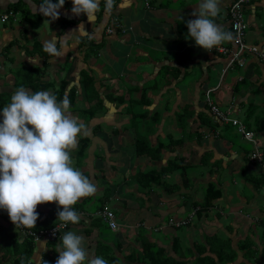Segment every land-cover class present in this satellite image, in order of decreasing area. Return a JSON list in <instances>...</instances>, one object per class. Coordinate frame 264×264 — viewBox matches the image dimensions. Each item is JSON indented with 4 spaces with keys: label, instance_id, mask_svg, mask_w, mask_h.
<instances>
[{
    "label": "crops",
    "instance_id": "crops-1",
    "mask_svg": "<svg viewBox=\"0 0 264 264\" xmlns=\"http://www.w3.org/2000/svg\"><path fill=\"white\" fill-rule=\"evenodd\" d=\"M234 1L221 0V13L215 18L218 23L224 25L225 30L232 31L229 9ZM66 2L68 3L59 10L60 16L52 20L38 12L40 0H0V93H13L22 83L19 74L23 73L21 72L23 70L35 69L34 78L30 79V83L26 86L30 90L39 88L54 93L64 81H67L66 94L73 87L79 86L87 74L94 73L97 76V89L108 107L107 112H102L94 118L85 115H82L81 118L79 115L77 116L89 129L87 135L78 136L77 145L70 149V152L75 160L78 157L77 149L80 137L89 136L92 138L85 155L82 158L78 157L76 162L83 166L85 169L83 172H90L97 190L92 194L93 196L89 197L85 209L83 208L78 212L81 221L72 222L66 231L71 230L85 237L86 249L92 250H88L89 258L96 256L97 241L102 239L108 245L113 246L114 251L121 258V263H124L126 262V255L132 252L134 245H141L142 234L149 241L154 242L156 246L165 247L169 255L173 253L172 255L179 257L173 248L175 238L179 237L180 240H186V226L191 224L181 226L184 229L180 227L179 230L183 229L180 234H176L178 229L175 226V228L172 226L165 228V224H168L170 218L188 217L194 207L193 203L203 200L208 184L213 182L222 190V195L215 200L211 208L201 215L196 212L195 220L193 219L194 223L192 222L191 235H197L195 230L198 226L197 232L202 235V243L198 242L199 245L195 243L192 246L189 241L186 242L189 248L187 250L181 248V250L191 253L188 256L191 263L200 256L199 252L203 248L205 249L203 255L212 256L216 259L217 264H225L224 259L228 258L229 260L233 253H236L237 257L227 264H264V186L261 188L255 186L244 174L246 172L249 175L259 177L263 175V167L258 163H252L248 158V154L252 150L245 149L242 145L232 141L227 135L228 133L225 132L230 128V124L219 121L206 102L207 90L213 89L212 97L216 103L224 110L226 106L228 108L232 105L235 106L234 110L237 115L242 116L244 110L246 112L247 107L250 106L264 108V97L262 103L251 97L263 93L261 90H264V62L255 56H251L246 67H243V73L233 79H227L229 70L232 68H227L229 57L220 49L225 46L233 47V41L225 42L209 51L197 46L195 41L188 37L186 21L195 18L192 13L197 0H118V4L122 6L115 8L111 13L104 11V2L101 0V8L93 23L88 20L87 16L82 19V14L77 16L71 12L72 0H66ZM14 8L18 11L13 17L14 19L11 18L6 23L2 22L1 15ZM245 13L249 22V43H259V45L264 46V0H250L246 5ZM66 22L69 25L63 27ZM81 23L89 32L92 31L93 39H82L75 47L67 49L62 57H53L43 50V42L46 38L53 34L60 35L71 32L73 29H78ZM121 25L128 30L122 31ZM109 27H113L115 31L109 33ZM127 65L130 68L129 71L126 70ZM195 72L200 77L196 80L191 79V82L187 81V75ZM118 74L125 75L119 77ZM125 77L127 79H124ZM244 77L249 80V84L246 88L236 92L235 85ZM161 83L165 84L166 90L176 91L178 97L176 105L181 104L182 98L185 100L188 98L190 101L186 100V106L196 107L197 112L192 110V107L189 108L194 114L187 118V129L180 124L179 118L175 120V126L181 132L179 139H177V145L185 143L186 138L188 139L186 140V142L188 141L186 151L196 146L202 152H199L198 161L186 160L185 163L186 172H189V169L199 168L197 178H190L191 176L189 177L187 173L186 176H182L184 172L176 167L175 162L170 163V160L163 162L165 152H175L179 148L173 146L175 142H172L170 134L165 135L164 139L161 136L158 137L156 141L158 145H155L150 138L159 129V113L154 124H149V121L157 111V107L162 104L161 100L166 97V94L155 93L161 88L159 87ZM143 91H146L144 96ZM127 93L131 95L129 102L135 98L133 97L134 93H141V96L135 98V102L132 104L135 107L140 105L138 110H150L148 118L142 120L141 132L149 135L154 147L163 143L162 159L149 158L150 161L162 162V166L160 168L155 166L146 170L137 165V173L141 169L143 171H150L155 168L161 170L163 166L171 165V174H169L170 172L165 174L166 180L168 181L176 172L180 174L181 183H186V190L183 187L184 184L180 186V183L174 189L169 185L164 186L167 190H171L168 193L169 199L165 202L151 199L155 189L159 188L156 184L152 190H141V185L140 189L135 190L132 186L134 181L130 180L125 184H123L124 182L118 183L120 182L118 178L121 175L117 173L120 171L117 164H122L121 162L109 161L107 166L111 171L107 169V172L102 174L95 169L94 156L97 153L92 151L95 150L93 134L96 135L95 130L99 124L101 126L99 129L97 128V132H99L98 137L103 138L101 140L103 149L107 143L114 141L109 135L112 129H115L116 133H121L120 135H127L126 128L128 127V129H133L134 143L132 149L137 151L135 142L137 132L131 124L126 123L131 121L133 115L123 112L124 108L129 105ZM146 95H148V100L142 102L141 98H145ZM108 96L114 102L109 101ZM137 100H141V102ZM166 100L169 98L166 97ZM125 101L128 103L126 104ZM7 103L1 102L2 106ZM117 103L121 104L118 109H116ZM155 104L156 108L154 107ZM163 104L165 103L163 102ZM169 104L167 102L165 105ZM142 105H145L144 108L141 107ZM75 107V104L71 105V109ZM262 113H264L263 109L256 114L257 116L252 115L253 127L250 130L255 132L258 142L264 149V118H261ZM94 121L96 122L94 123ZM109 123L114 126L109 125ZM194 123L197 125L195 126ZM197 126L199 128H196ZM207 133L211 136L205 143ZM213 133L216 135L212 136ZM111 145L113 147L118 146V148L122 147L120 144L115 146V142ZM122 153H124L123 150ZM175 159L178 160L177 157ZM103 163L106 161L103 160ZM205 163L209 170L203 169L202 166ZM215 173L216 177L213 176ZM112 174L113 176H111ZM131 177L134 178L132 175ZM136 181L138 180L136 179ZM138 183L140 182L138 181ZM130 190H135L137 197L135 194L129 195ZM243 191L248 192L249 195ZM179 195L181 196L178 197ZM86 198L87 196L82 197L78 202H85ZM102 198L104 201L101 200ZM132 201H135L136 205L130 207ZM169 201L170 203H167ZM255 202L257 203L255 204ZM103 204L105 208L109 207L115 212L117 221L121 225L118 232L114 231L115 238L103 233L97 226L90 227L92 223L90 220L98 216L97 213L101 211L100 206ZM137 206L140 209H134ZM37 207L46 214L53 213L58 218V205L55 201L40 203ZM59 207L62 208L63 206ZM222 219L229 220V223L225 224ZM83 221H85L84 224ZM258 224L261 225V228H258ZM157 226L161 228L160 231L157 230V233L150 230V228L153 229ZM88 229H91L92 233ZM209 229H212L213 233ZM23 233L20 229V240L25 236ZM183 233L185 235L182 237ZM172 238L171 245L164 243V241L168 242ZM42 240L38 241L40 243L37 242L39 245L36 243L32 255V261L35 264H41L45 254H52L60 247V239L55 248L49 244L48 240H46L47 242H42ZM193 242L195 241L193 240ZM242 244H245L244 247ZM117 245H122L121 252L115 249ZM216 249L221 251L224 258L223 262L219 260L217 255L219 252H216ZM170 251L172 253H169Z\"/></svg>",
    "mask_w": 264,
    "mask_h": 264
},
{
    "label": "clouds",
    "instance_id": "clouds-1",
    "mask_svg": "<svg viewBox=\"0 0 264 264\" xmlns=\"http://www.w3.org/2000/svg\"><path fill=\"white\" fill-rule=\"evenodd\" d=\"M220 2L197 0L192 13L195 18L186 21L188 37L209 51L235 39L234 33L215 19L221 13ZM65 3L40 0L38 12L55 20ZM121 6L118 0H104L105 12ZM100 8L101 0H72L71 12L85 14L93 23ZM84 38L93 39V33L81 23L78 29L46 38L43 50L62 57ZM70 108L67 95L58 99L50 90L32 91L23 85L0 107V209L7 211L16 227L36 225L40 215L37 205L53 201L60 221L77 223L81 217L73 205L97 190L92 179L73 163L70 149L88 129ZM56 251L59 255L54 264H109L101 255L89 258L85 237L71 230L60 237ZM42 264L50 262L42 257Z\"/></svg>",
    "mask_w": 264,
    "mask_h": 264
},
{
    "label": "trees",
    "instance_id": "trees-1",
    "mask_svg": "<svg viewBox=\"0 0 264 264\" xmlns=\"http://www.w3.org/2000/svg\"><path fill=\"white\" fill-rule=\"evenodd\" d=\"M104 2V0H102ZM19 2V1H18ZM66 2L65 4H67ZM16 7H18L16 5ZM15 13H17V9H13ZM2 16V15H1ZM85 14H82V19L85 18ZM13 17H10L11 19ZM9 19L7 21H9ZM14 19V18H13ZM81 20V19H80ZM2 21V20H1ZM7 21H2L6 23ZM69 25L67 22L63 24V27ZM232 29V28H231ZM233 32V31H232ZM246 41H248V31L246 35ZM251 44V43H249ZM255 45H259V43H254ZM262 62V61H261ZM1 63V62H0ZM234 67L243 68L239 64H235ZM23 73L19 74L21 85L27 86L30 82L29 80L33 79L35 76V69H29L27 71L23 70L21 71ZM35 79L32 81V85L34 84ZM82 82L85 86V94L86 99L88 102H90V106L84 107V114L85 116H89V118H94L98 115L100 112H107L108 107L106 106L105 100L101 97L100 91L97 89L96 81L93 76L90 74H87L86 77L82 79ZM67 81H64L63 84L55 90V94L57 95L58 99H62L65 95H67L70 98V101L72 105L77 102V99L79 98V92L76 87H73L68 94H66V88H67ZM249 84V80H247L245 77L238 81L235 85V91L238 92L244 88L247 87ZM20 85V86H21ZM135 88V87H133ZM132 88V91H133ZM41 90L39 88H34L33 91ZM143 96L145 95L146 91H143ZM12 93H0V107H2L1 102H10ZM108 100L111 102H114L111 100V97L108 96ZM135 99L132 98V101L129 102L128 110H126L127 113H131L132 119L129 122L131 126L134 127V130L137 132L136 137V149L138 156L145 157L148 156L150 159L159 160L162 159V145H159L158 147H154L152 145L150 139L148 138L149 135L146 133L141 132V124L142 120L144 118H148L150 110L149 109H140L138 110L137 107L134 106ZM118 108L121 106V104L117 103ZM220 106V105H219ZM257 106H250L247 107L246 110V116L244 118V122L247 125L248 129H251L253 127L252 122V115L257 111ZM159 112L155 111L153 116L151 117L149 124H154L156 122V116ZM87 114V115H86ZM194 114L189 107L186 108L185 111L181 112L179 115V122L182 126H184L186 129L188 127V116ZM186 116V118H184ZM257 116V115H256ZM195 126L197 123H194ZM232 124V123H228ZM100 124L97 128H100ZM214 126V125H213ZM196 128H199L198 126ZM262 128V127H261ZM92 142V138L89 136H81L80 142L77 149V155L79 158H82L86 151L88 150V147H90V144ZM249 155V154H248ZM247 157V156H246ZM250 159V157L248 156ZM251 161V159H250ZM252 162V161H251ZM254 163V162H252ZM256 164V163H255ZM176 167L180 168L181 171H186V164L183 161L178 160L175 161ZM171 170V165L163 166L161 170L153 169L150 171H143L140 170L136 175L135 178L140 182V185L143 187L144 190H152L155 187V184L158 186H167V180H166V173ZM84 174L89 175L88 172H84ZM245 177L253 182L255 186H258L259 188L264 186V173L263 175H260L257 177L256 175H249L246 172L244 173ZM187 182V181H186ZM222 195V190L216 186L215 183L210 182L207 186L205 196L203 200H199L194 202L193 210H196V212L201 215L204 211L211 208L217 198H219ZM93 196V195H91ZM85 199V202H77L73 207L79 212L83 208L85 209L87 201L89 200V197ZM103 200V198L101 199ZM104 201V200H103ZM105 208V205L100 206V210H103ZM37 211L39 212V217L37 219L36 225L33 226H27L28 229L39 231L43 228H51L54 225H56L58 222H61L59 218H57L53 213L49 212L46 214L42 209L37 207ZM191 211V212H192ZM171 219V218H170ZM81 221V220H80ZM92 228L97 226L102 230L103 233L109 234L112 236V238H115L116 234L115 232L108 226V224L102 220L101 217H95L91 223ZM181 227V226H180ZM178 227V228H180ZM20 227H16V225L10 220V217L6 210L0 209V245L2 249V253L0 254V260L1 264H35L32 261V255L35 250L36 246V240L34 239V236L32 235H25L24 238L20 240L19 236V230ZM22 230V229H21ZM90 233H92L91 229H88ZM113 231V232H112ZM143 237L142 245H140L139 249H135L130 254L126 255V262L121 263V258L116 254V252L113 249L112 245H108L106 242H104L102 239L97 241V246L95 249L96 255H101L105 259L109 261V264H217V261L215 258H213L210 255H203L205 252V249L201 248L199 254L200 256L196 257L194 262H190V259H188V256L191 254L189 251L184 252V250H181V243L179 237L175 238L174 241V251L177 253L179 257H176L174 255H169L167 252V249L165 247H159L156 246L154 242L149 241L144 234L141 235ZM59 240V239H58ZM58 240L49 241V244L55 248L57 245ZM249 243V242H247ZM246 243V244H247ZM245 244H242V247H244ZM119 251L122 250V245H117ZM216 252H219L217 255L219 256V260L223 262V255L221 251L216 249ZM59 253L54 251L52 254H45L44 259L49 261L50 264H54L55 260L58 258ZM237 254L233 253V256L231 258L224 259L225 264H227L229 261H232L235 259ZM42 264V263H41Z\"/></svg>",
    "mask_w": 264,
    "mask_h": 264
},
{
    "label": "rangeland",
    "instance_id": "rangeland-1",
    "mask_svg": "<svg viewBox=\"0 0 264 264\" xmlns=\"http://www.w3.org/2000/svg\"><path fill=\"white\" fill-rule=\"evenodd\" d=\"M250 57L251 56H249L248 58H247V61H249L250 60ZM253 57V56H252ZM229 61V60H228ZM248 64V63H247ZM118 67V66H117ZM246 67V66H245ZM244 67V68H245ZM119 68V67H118ZM196 68H199V66H196ZM244 68H239V67H234V68H232V69H230L229 70V74H228V77H227V79L229 78V79H233L235 76L237 77L239 74H241V73H243L244 72ZM126 70H130V68H129V65H127V67H126ZM90 74V73H89ZM91 76H93L94 77V79H95V81H96V77L97 76H95V74L93 73V74H90ZM125 74H123V75H119L118 74V76L119 77H121V76H124ZM198 77H200V75L199 74H196V72L195 73H191V74H188L187 75V77H186V80L187 81H190L191 82V79L192 80H196ZM161 78V77H160ZM124 79H127L126 77L124 78ZM226 79V80H227ZM112 83H114V81H112ZM112 86H114V84H111ZM111 86V87H112ZM159 87H161L158 91H156L155 93H161V94H163V95H165L166 97H168L169 98V100H166V97H165V99L164 100H161V102H162V104H160L158 107H157V111L159 112V115H158V118H159V121H158V125H159V129H162V130H159L158 129V131L154 134V135H152L150 138L152 139V141H153V143L155 144V145H158V142H156L157 141V139H158V137H163V139L166 137L165 135H167V134H170V137H171V139H172V142H175V144H173V146H175V147H179L175 152H165V155H164V163L166 162V161H168V160H170V163L172 162V163H174L175 162V158L177 157L178 158V161H183L184 163H186V160H189V161H198V159H199V157H200V153H202V152H200V150H199V148H196V146L195 147H192L191 148V150H187L186 151V143L188 142H186V140H188V139H186L185 138V143H183V144H180V145H177L176 143H177V139H179V136H180V131L176 128V126H175V120H177L178 118H179V115H180V113L181 112H183V111H185L186 110V108L187 107H189V108H191L192 107V110L194 109V111H196L197 112V110H196V107H194V106H186V104L185 103H187L186 102V100H189L188 98H186V100L184 99V98H182V100H181V104L180 105H176V102L178 101L177 100V94H176V91L174 90V91H172V90H166L165 89V84L164 83H161V84H159ZM76 88H77V90H78V92H79V98L77 99V102L76 103H74L75 104V108H73V109H71L70 108V111H71V113L74 115V116H80V118H81V116L82 115H85L84 114V107L85 106H87V107H89L90 106V102H88L87 101V99H86V94H85V86H84V83L81 81V84L78 86H76ZM251 90V89H250ZM263 93H261L260 95H257L256 97L254 96V95H252L251 97H254L258 102H260V103H262L263 102V100H262V98L264 97V90L262 89L261 90ZM184 93H186L185 91H184ZM130 93H127L126 95H127V101L129 102L130 101V97H131V95H129ZM141 93H134L133 94V97H135V98H139L141 95H140ZM262 94H263V96H262ZM125 95V96H126ZM135 95V96H134ZM134 98V99H135ZM148 95H146V97L145 98H141L142 99V102H146L148 99ZM157 99V98H156ZM137 101H140L141 102V100H137ZM136 101V102H137ZM190 101V100H189ZM126 102V101H125ZM128 102H126V104L128 103ZM163 102L166 104L167 102H169L170 104L169 105H165V104H163ZM71 105H72V103H71ZM144 106L145 105H142L141 107L142 108H144ZM128 107L129 106H126L125 108H124V110H123V112H125L126 113V110H128ZM138 107H140V105L139 106H137V108ZM154 107L156 108V104L154 105ZM200 108H202V107H200ZM199 108V109H200ZM225 108V110H227L228 109V107L226 106V107H224ZM116 109H118V106L116 107ZM151 109H153L154 110V108L153 107H151ZM209 109V108H208ZM264 110V108L262 107H259L258 109H257V111L253 114L254 115V117L256 116V114L257 113H259L261 110ZM210 110V109H209ZM102 112H100V113H98V115L99 114H101ZM87 115V114H86ZM103 115V114H102ZM130 115V114H129ZM168 115V116H167ZM233 115L234 116H238V117H240V118H242L243 120H244V118H245V116H246V112H245V110H244V112L242 113V116L241 115H237V113H236V111L235 112H233ZM184 118H186V116H184ZM261 118H264V113H262L261 114ZM167 119V120H166ZM100 120V119H99ZM99 120H96V121H99ZM166 120V121H165ZM96 121H94V123L96 122ZM245 121V120H244ZM128 125L130 124V123H128V122H126ZM143 123V122H142ZM225 124V123H224ZM109 125H113V124H110L109 123ZM114 126V125H113ZM160 126H161V128H160ZM144 127H146L147 128V126H144ZM89 129V128H88ZM109 129H111V128H109ZM121 131L123 130V129H120ZM162 131V132H161ZM225 132L226 133H228L227 135H229L230 136V138L232 139V141H234L235 143H237L238 145H242L245 149H248V150H252L253 149V143L252 142H248L245 138H244V136H243V134H241V132H239V130H238V127H236L235 125H233V124H230V128H228L227 130H225ZM95 133H96V135H94L93 134V145H94V147H95V150H92V151H95V153H97L94 157H95V161H94V165H95V169L99 172H101L100 174H102V173H105V172H107V169H109L110 170V168H109V166H107V164H108V162L109 161H111V162H114V163H122V164H117V168L120 170V171H117V173H118V175H121L118 179L120 180V182H118V183H121V182H124L123 184H125V183H127L128 181L130 182V180L131 181H134V184L132 185L133 186V188H135V190H137L138 188L140 189V183H138V181H136V178H135V175H136V173H137V165H139V166H142L144 169H146V170H149L148 168H152V167H158V168H160L161 166H162V162H156V161H150L149 160V157L148 156H145V157H141V156H138V154H137V151L135 150V149H132V146H133V143H134V138H133V129L132 128H129L128 129V127L126 128V134L127 135H120L118 132L116 133V131H115V129H112V132L109 134L113 139H114V141H111L112 143H107L106 144V147H104V149H103V147H102V145H103V143H102V141L101 140H103V138L101 137V136H99L98 137V133L99 132H96L95 131ZM106 134V133H105ZM104 134V135H105ZM103 135V136H104ZM107 135V134H106ZM129 135V136H128ZM214 135H216L215 133H213L212 134V136H214ZM211 136V134L209 135L208 133H207V138H206V140H205V143H207V141H208V139H210V138H208V137H210ZM111 138V139H112ZM149 138V137H148ZM112 139V140H113ZM263 139V138H262ZM114 142H115V146H117V145H121L122 147H120V148H118V146L117 147H113L111 144H114ZM209 143V142H208ZM93 147V146H92ZM129 148H131L130 150H129ZM174 149V148H173ZM122 150L124 151V153H122ZM200 152V153H199ZM74 157H76L75 155H74ZM73 158V157H72ZM77 158L78 157H76L75 158V160H74V158H73V160L75 161H73V163H74V166L75 167H79L80 169H82V171H85V169L83 168V166H80L79 165V163H77L76 161H77ZM97 158V159H96ZM121 159H124V160H121ZM206 159V158H205ZM204 159V160H205ZM96 160H97V162H96ZM103 160L104 161H106V163H103ZM208 160V159H207ZM226 164H227V162H226ZM115 166V165H114ZM120 167V168H119ZM203 167V169L205 168V169H208L209 170V167L207 166L206 167V163L202 166ZM113 169H114V167H112ZM211 168V167H210ZM95 169H93V170H95ZM87 170V169H86ZM142 170V169H141ZM88 171V170H87ZM111 171V170H110ZM140 171V170H139ZM170 172V171H169ZM168 172V173H169ZM184 172V171H183ZM89 173V177L91 178V175H90V172H88ZM186 173L189 175V177L190 178H197V175H198V173H199V168H194V169H189V172L187 171H185V173L182 175V176H186ZM169 174H171V172L169 173ZM168 174V175H169ZM131 175L132 176H134V178H132L131 177ZM173 176L171 177V178H169L168 179V181H167V185H169V186H171L172 187V189H174L175 187H176V185L177 184H179L180 183V186H182V184H184V183H181L182 181H181V177L179 178V175L180 174H178V173H176V172H174L173 174H172ZM111 176H113V174L111 175ZM130 176V177H129ZM177 178H176V177ZM206 176L207 177H209V175L208 174H206ZM213 176L214 177H216V173L215 174H213ZM128 177V178H127ZM103 179V178H102ZM101 179V180H102ZM104 180V179H103ZM97 181V180H96ZM117 182V181H116ZM109 184H110V182H108ZM129 185V184H128ZM130 186V185H129ZM187 186H189V185H187ZM159 188H157V190L155 189V192L152 194V200H159L160 202H165L166 200H168L169 198V196H168V193L171 191V190H167V188L166 187H164V186H158ZM183 187H185L184 189L186 190V183L183 185ZM135 190L133 191V190H130V192H128L129 193V195H131V194H135V197H137V195H136V193H135ZM141 190H143V188L141 187ZM237 190H239V189H237ZM206 191V190H205ZM253 192H255V191H253ZM243 193H245V194H247V195H249L248 194V192L246 193V191H243ZM174 196V195H173ZM181 195H179L178 197H180ZM161 197V198H160ZM132 200V199H131ZM138 202H140V201H138ZM136 202L135 201H132V203L130 204V207L133 205V206H135L136 204H135ZM167 203H170V201L169 202H167ZM257 202H255V204H256ZM56 204H57V202H56ZM157 204H160V203H157ZM161 205V204H160ZM99 206V204L97 205V207ZM97 207H95V209H97ZM109 208V207H108ZM134 209H140V207H138L137 206V208H134ZM99 212V211H98ZM214 212H216V211H214ZM95 217H98V216H95ZM214 219H216L215 217H214ZM195 220V219H194ZM194 220H192L190 223H188V224H191V225H188V226H186V240H183L182 238V240H180L181 241V247L182 248H184V249H186L187 250V248H189L188 246L189 245H186V242H189L190 241V245H194L195 243H202V241H201V234L199 233L198 234V232H197V229H198V226H196V230H195V233L197 234V235H191L192 234V230H191V228H192V224L194 223L193 221ZM223 221H224V223L225 224H228L229 223V220H226V219H222ZM91 222L93 221V220H90ZM258 221V220H257ZM193 222V223H192ZM259 222V221H258ZM85 223V221H83V224ZM169 226H171V225H169V224H165V228L166 227H169ZM90 227H92V225H90ZM120 227H121V225L119 226V228L116 230V232H118L119 230H120ZM172 227H174V226H172ZM175 228V227H174ZM181 228H183V227H181ZM258 228H261V225L260 224H258ZM176 229H178V231H176L177 233L176 234H180L181 232H183V229L182 230H179L180 228H178V227H176ZM256 229H257V227H256ZM150 230L152 231V232H154V233H157V230H161V228H160V226H157V227H155V228H150ZM209 231L210 232H212L213 233V231H212V229H209ZM113 232V231H112ZM185 234L183 233L181 236L183 237ZM199 235V236H198ZM193 237V238H192ZM139 238V237H138ZM148 239V238H147ZM214 239H216L215 238V236H214ZM139 240V239H138ZM142 240H143V238H142ZM149 240V239H148ZM173 240V238L171 239V240H169L168 242H165L164 241V243L165 244H167V245H171V241ZM193 240L195 241V242H193ZM139 241H141V240H139ZM193 242V243H192ZM38 243H40V242H38ZM37 243V244H38ZM199 243L197 244V245H199ZM39 245V244H38ZM142 245V244H141ZM140 245H134V247L132 248V251H134L135 249H139V248H141V247H139ZM95 249V248H94ZM115 249H118V247H115ZM89 251H92V250H90V249H88ZM118 250H120V249H118ZM169 253H172L171 251L169 252ZM173 254V253H172Z\"/></svg>",
    "mask_w": 264,
    "mask_h": 264
},
{
    "label": "built area",
    "instance_id": "built-area-1",
    "mask_svg": "<svg viewBox=\"0 0 264 264\" xmlns=\"http://www.w3.org/2000/svg\"><path fill=\"white\" fill-rule=\"evenodd\" d=\"M250 0H235L229 9L230 15V26L235 35V39L233 40V47H221V52L224 53L227 57H229L228 67L234 66L236 63L242 67H245L248 63L247 58L249 56H255L264 62V46L249 44L246 41L247 31L249 29V22L246 17V5ZM16 13L14 11H9L1 16L2 21H7L10 17H15ZM121 30L126 32L128 29L121 25ZM115 30L113 27L108 28L109 33H113ZM213 89H209L206 92V102L209 105L212 113L221 121L222 123H232L236 127H238L239 132L243 134L244 138L253 143V149L249 154V157L252 162L258 163L263 167L264 173V149L258 142L255 132L248 129L247 125L243 120L239 117L234 116L233 112H235V106H230L227 110L222 109L218 103L212 97ZM264 194V188H263ZM99 217L105 221L108 226L116 231L120 224L117 221L115 212L110 208H104L103 210L97 213ZM196 215V210H193L188 217H183L180 219L171 218L168 222L169 225L180 227L183 225H187L190 223L194 216ZM258 221H260L258 219ZM72 222H67L65 225L64 222H58L51 228H43L39 231H34L28 229L27 226H21L22 231L25 235H32L36 242L46 239L48 241L58 240L62 237L63 233L68 230L70 224Z\"/></svg>",
    "mask_w": 264,
    "mask_h": 264
}]
</instances>
